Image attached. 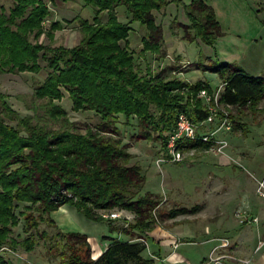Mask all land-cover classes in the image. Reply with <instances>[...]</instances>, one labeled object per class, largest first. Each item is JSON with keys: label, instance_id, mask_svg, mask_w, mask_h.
Segmentation results:
<instances>
[{"label": "trees", "instance_id": "obj_1", "mask_svg": "<svg viewBox=\"0 0 264 264\" xmlns=\"http://www.w3.org/2000/svg\"><path fill=\"white\" fill-rule=\"evenodd\" d=\"M84 2L93 7L95 16L93 21L81 15L66 20H77L82 32L79 42L71 47L53 44L55 31L62 29L65 21L50 19L51 9L45 0H13L10 8L0 4V74L37 73L43 68L40 59L47 70L44 80L34 87V96L42 101L32 107L33 114L22 115L0 90V264H16L2 250L17 242L12 233L21 218L25 230L31 232L24 239L26 248L32 249L39 234V222L30 220L32 212L51 214L64 204L95 220H105L97 209L118 207L136 213L135 220L122 228L110 222L112 229L129 237H112L97 257L91 256L88 235L70 232L72 239L84 241L88 248L83 255L71 247L68 264H158L147 238L155 220L153 210L163 194L144 191L146 173L139 161H133L131 143L120 135L119 117L124 115L127 123L135 118L138 129L133 139L159 141L165 156L180 112L194 122L204 120L210 112L199 95L202 89L211 93L216 89L208 79L167 77L150 65L145 70L129 47L132 24L138 21L145 28L141 55L163 53L164 34L156 11L165 8L169 0ZM121 5L130 15L128 21L118 17ZM186 12L190 22L173 21L184 28V38L200 37L213 44L220 31L214 9L204 0H192ZM43 35L49 43L41 40ZM195 64L219 75L223 83L220 100L225 105L245 111L255 109L264 98V74H250L235 62L212 56H200ZM65 91L73 110L95 111L102 121L96 127L84 123L86 130L82 131L81 124L71 120L58 102ZM231 116L233 130L242 126L234 112ZM208 146L196 139L185 143V148ZM195 209L177 207L169 215ZM49 220L54 222L51 217Z\"/></svg>", "mask_w": 264, "mask_h": 264}, {"label": "rangeland", "instance_id": "obj_2", "mask_svg": "<svg viewBox=\"0 0 264 264\" xmlns=\"http://www.w3.org/2000/svg\"><path fill=\"white\" fill-rule=\"evenodd\" d=\"M204 1L214 9L220 26L219 35L213 44L205 42L200 37L193 40L184 38L182 33V30L185 33L184 28H179L173 21L179 20L182 22L184 20L187 23L190 22L186 10L187 5L192 0H171L165 8L159 12L156 11L157 22L162 25L164 34L163 53L147 51L142 56L140 50L143 47L142 36L145 28L138 21L132 24L134 26L130 32L128 44L130 48L135 50L137 62L145 70L150 65L154 71H164L163 74L167 77L179 76L189 81H196L200 78L208 79L216 88L223 85L222 80L218 74L204 71L195 64L200 56L204 58L211 55L215 59L223 60L218 57H225L224 55H226L235 58L237 61L235 63L243 69L245 67L247 71H263L264 6L260 3L261 1ZM56 3H62V1L57 0ZM0 4L10 8L13 0H0ZM49 4L52 6L51 3ZM72 4L74 5L72 2H68L66 5L71 6ZM52 8L51 20L61 19L62 15L69 17V19L73 18L74 9H71V7L60 9L52 6ZM89 12L93 13V7L90 5L82 14L89 16ZM122 13L120 11L121 20L125 21L126 18ZM105 17L103 15V19ZM66 19L68 20L64 17L61 19L65 21V26L55 31L53 44L71 47L79 42L82 32L77 20L68 23ZM168 23L170 30H167ZM173 23L174 27H171ZM168 37H171V41L174 42L172 46L176 49L175 51H168L169 46L165 42ZM41 40L45 43L50 42V39L45 35L41 37ZM40 63L43 68L37 73L23 71L0 74V90L8 94V102L22 115L33 114L32 107L39 105L42 101L34 96L35 85L44 80L47 75L46 62L40 59ZM64 93L63 98L58 102L67 110L71 120L81 124L82 131L86 130L84 123L96 127L102 121L101 116L95 111L73 110L69 93L67 91ZM222 108L229 111L230 115L236 111L235 107L224 103ZM39 113L43 114L44 112L40 109ZM119 119L117 125L121 131L120 135L123 137L124 142L131 143L129 151L134 154L133 161H139L146 173L144 191L149 190L163 194L159 205L153 210L155 220L153 228L150 230L153 232V238L149 233L147 238L149 251L156 253L159 240L167 239L168 244L174 247V243H180L182 237L183 241L180 243L179 250L191 258L192 264H198L203 252L208 247L202 242L201 231L205 224L210 221L208 216L219 210L217 195L223 192V188L218 183L223 177L227 176L218 172L217 156L223 153L211 150L205 151L201 147H192L184 149L186 158L181 162L163 161L161 158L164 155L161 153L164 150H161L159 141H137L133 139L132 135L138 129L135 118L131 123L126 122L124 115H120ZM55 126H59V124L56 123ZM225 138L228 141V148L233 141V137L229 132ZM165 152H167V147ZM231 161L238 170L243 171L248 176L249 171L245 161L242 162L243 165L236 160L232 159ZM183 206L188 208L197 207V209L193 212L180 213L175 217L169 215L171 209ZM227 206L224 210L231 215L234 214L235 205L231 203ZM16 211L18 212L19 209ZM96 211L105 220L88 218L84 213L79 212L69 204L62 205L53 210L51 214H42L40 211L34 210L30 215V220L33 218L39 222V234L36 235L38 239L34 248H26L24 239L31 232L25 230V221L21 218L19 224L14 226V232L12 233L17 242L12 247L8 244L4 245L2 253L16 264H68L67 259L71 253V247L76 248L83 255L87 252L88 245L84 241L72 239L70 236V232H80L88 235L87 239L91 246L90 253L92 257H95L98 248L105 247L112 237L124 233L112 229L110 222L112 225L122 228V226H127L136 218L134 211L125 208L114 207L97 209ZM111 211H116L119 216L116 218L104 217L103 214ZM50 217L54 222L49 220ZM43 233H47V236L41 237ZM72 242L73 245H71ZM155 257L157 258V255ZM157 260L159 259L157 258ZM181 264L189 263L182 262Z\"/></svg>", "mask_w": 264, "mask_h": 264}, {"label": "crops", "instance_id": "obj_3", "mask_svg": "<svg viewBox=\"0 0 264 264\" xmlns=\"http://www.w3.org/2000/svg\"><path fill=\"white\" fill-rule=\"evenodd\" d=\"M45 1L50 9H53L52 6L60 9H68L70 7L74 9L72 19H69V17L65 15H62L61 19L64 17L68 18V20H73L77 15H81L82 18L88 19L89 21H93L94 19V10L93 13L89 12V16H84L82 14L88 7L84 0H61L62 3H56L57 0ZM169 1L171 2V0ZM260 1L264 6V0ZM68 2H72L74 5H66ZM49 3H51L52 6ZM120 11L123 12L122 14L126 18L125 21H128L130 15L126 7L123 5L117 7V14L121 20ZM104 15L106 16V14ZM182 22L187 23L184 20H182ZM167 25V30H170L169 23ZM182 33L184 34L183 30ZM165 42L169 46V52L176 50L172 46L174 42L171 41V37L165 39ZM224 56L225 57L219 56L218 58L224 61H236L235 58ZM244 70L254 75L264 74V70H255L252 72L247 71L245 67ZM234 113L235 118L242 123V126L230 132L233 141L223 154L217 156L218 172L220 174H226L227 176L222 179L220 178L221 180L218 183L219 186L223 188V192L217 195L219 210L208 216L210 221L205 224L201 231L203 236L202 242L208 247L203 252L198 264H203L211 250L215 247H218L219 254L232 256H225L222 258V261L227 264H235L236 257H253L252 264H264V244L257 249L259 241L264 240V197H261L256 190L258 179L264 176V98L260 100L255 109H245V111H242L236 108ZM232 159L241 164L243 161L247 163L249 171L248 176H246L243 171L237 169L236 165L232 163ZM231 203L235 205L233 209L234 214L232 215L224 210L228 207L227 205ZM238 211H246L251 217L256 216L259 220L258 222L242 221L241 218L237 217ZM148 233L153 238V232L149 231ZM117 236L122 238L129 237L124 233H120ZM223 238L230 239L229 246H219ZM182 241L183 238L181 237L180 243ZM180 243L178 247L174 248L172 245L168 244L167 239L162 241L159 240L158 249L156 251L157 258L159 259L158 263L181 264L182 262H186L192 264L193 261L191 258L179 250ZM105 247L98 248L95 257L101 254Z\"/></svg>", "mask_w": 264, "mask_h": 264}, {"label": "built area", "instance_id": "obj_4", "mask_svg": "<svg viewBox=\"0 0 264 264\" xmlns=\"http://www.w3.org/2000/svg\"><path fill=\"white\" fill-rule=\"evenodd\" d=\"M223 85L214 89L211 93L207 89L200 91V96L207 103L210 110L207 118L200 122H194L185 112H180L176 121L174 129L171 131L167 141V155L162 157L161 160H172L175 162L183 161L185 156V143L189 139L202 140L208 143L206 151H216L224 153L228 141L225 138L227 133L231 132L234 128V120L229 111L222 108V102L220 100V94ZM257 193L264 197V176L257 181ZM107 218H116L119 213L111 211L103 214ZM237 216L242 221L246 222H258L259 218L256 216H250L246 211H238ZM264 244V240H260L257 249ZM179 242L174 243V247H178ZM230 239L223 238L220 247L229 246ZM229 256L226 254H219L218 247H215L209 253L203 264H227L222 261V258ZM232 257V256H229ZM253 257H236L235 264H252Z\"/></svg>", "mask_w": 264, "mask_h": 264}]
</instances>
